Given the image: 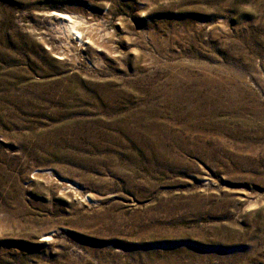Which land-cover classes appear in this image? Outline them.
Returning <instances> with one entry per match:
<instances>
[{
    "label": "rangeland",
    "instance_id": "1",
    "mask_svg": "<svg viewBox=\"0 0 264 264\" xmlns=\"http://www.w3.org/2000/svg\"><path fill=\"white\" fill-rule=\"evenodd\" d=\"M0 264H264V0H0Z\"/></svg>",
    "mask_w": 264,
    "mask_h": 264
},
{
    "label": "bare ground",
    "instance_id": "2",
    "mask_svg": "<svg viewBox=\"0 0 264 264\" xmlns=\"http://www.w3.org/2000/svg\"><path fill=\"white\" fill-rule=\"evenodd\" d=\"M58 16L61 17L63 21L67 22V29L70 34L68 37L71 42L84 47L87 44H91L93 42L95 43L98 40L90 26H80V23L77 22L74 18L64 14H59Z\"/></svg>",
    "mask_w": 264,
    "mask_h": 264
}]
</instances>
